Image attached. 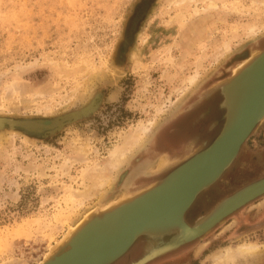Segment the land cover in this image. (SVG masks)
Masks as SVG:
<instances>
[{
    "label": "rangeland",
    "instance_id": "rangeland-1",
    "mask_svg": "<svg viewBox=\"0 0 264 264\" xmlns=\"http://www.w3.org/2000/svg\"><path fill=\"white\" fill-rule=\"evenodd\" d=\"M263 47L264 0L217 9L207 0H0V117L28 118L42 132L52 117L95 104L50 134L0 128V264H39L95 207L147 187L208 144L223 124L217 85ZM148 120V137L112 167L109 150ZM81 145L88 154L80 160ZM93 164L109 183L77 203L69 190ZM263 176L264 119L185 220ZM242 241L264 245V193L145 264H205L210 252ZM145 242L138 237L111 264H131ZM254 264H264V252Z\"/></svg>",
    "mask_w": 264,
    "mask_h": 264
},
{
    "label": "water",
    "instance_id": "water-1",
    "mask_svg": "<svg viewBox=\"0 0 264 264\" xmlns=\"http://www.w3.org/2000/svg\"><path fill=\"white\" fill-rule=\"evenodd\" d=\"M263 63L264 47L260 50H257L256 52L251 53L244 63H242L236 70L233 71L230 77L217 85L216 88H219L222 95L221 107L223 109V124L220 128V131L208 144H206L203 148L193 152L189 157L171 169L161 179H158L147 187L133 193H124V195L118 198L119 201L111 204L112 206L110 207H100L103 205L95 207L88 214H86L77 225L74 226V228L71 230L72 232L70 236L64 237L58 244H56L58 245L56 251L49 257L43 258L39 264H51L59 257L66 254L75 256L79 250L76 249V247H73L74 238L82 229L87 228L91 223L97 225L99 229L105 228L106 230L111 228L114 230V227L122 226L125 224L132 207L142 200L151 198L157 190L165 193V195L170 199L177 197V183L180 175L185 171L184 169L190 167H194V169H196L197 167L204 165H194L197 161L203 160L204 157L208 158V162L210 163H214L216 161L215 159L218 158L219 159L217 161H220L217 164L215 170H213V172H211L210 175L197 186V190L187 197L180 209L173 212H168L165 209H159L154 213L152 212L151 208L147 209L146 207V211L148 210L147 217L153 218L147 229L137 232V234L127 241V243L119 250L108 254L103 259L95 260L94 258H76L77 260L72 259L74 260V264H111L116 259L121 257L139 236L143 235L146 237L148 236V232H152L155 230V228L158 229L157 227H160L161 229H159V231L162 232L158 233L157 231L156 236L162 239L166 238L167 236H171L173 230L178 227H183L182 224L186 226V228L183 227L185 231L184 235L177 242L172 244L169 243L167 246L160 247L156 250V252L153 254L151 253V255L147 257H144L146 251L143 249V254L138 259V261L141 260L139 261V264H145L157 257H161L169 252L179 249L184 244L200 238L216 223L220 222L223 217L236 212L243 205L263 194L264 176L245 184L232 193L226 195V197L223 196L228 201L225 206L228 207V209L223 214H219L218 212L211 214L203 222L197 225H188L185 221L184 216L186 210H188L195 198L202 191L206 190L214 182H216L217 179H219L221 174L230 166L232 161L237 156L241 145L249 133L258 123L264 119V101L261 106L256 109L262 94H264V88H262L264 85L263 81L261 82L256 76ZM238 84L242 85L240 89L228 97L225 94V89L229 86H235ZM260 89L262 90L260 91ZM229 107L234 108L230 114L228 113ZM94 108L95 104L91 102L78 111L67 112L52 117L61 119V123L52 129H46L45 131L39 133L26 130L22 128L20 124H17V121L24 117H0V128L6 127L9 129H21L23 132L31 135L50 134L57 129H60L65 123L73 121L81 114L89 113ZM254 111L256 113L255 116L253 115ZM241 128L243 129L239 134L240 138H238L237 142H235L233 145L231 152L220 159V156L222 155L219 156V154L223 151V146L226 145V141H230L231 134L234 139V137L237 136L238 130ZM203 168L200 167V174L204 172V170L202 171ZM238 199H242V201L238 204H235V201ZM160 204L162 205V202Z\"/></svg>",
    "mask_w": 264,
    "mask_h": 264
},
{
    "label": "bare ground",
    "instance_id": "bare-ground-1",
    "mask_svg": "<svg viewBox=\"0 0 264 264\" xmlns=\"http://www.w3.org/2000/svg\"><path fill=\"white\" fill-rule=\"evenodd\" d=\"M207 2L208 5L214 9H217L219 7V3L224 4V0H207ZM193 26L195 29L196 26L195 25ZM254 28H255L254 26H250V29H248L250 30L249 32L255 34ZM225 47L226 50H228V45H225ZM253 52H255V50ZM247 58H244L243 62ZM256 76L261 82L263 81L264 84V63L261 65ZM197 78H199L198 71H195L193 75L188 77L187 81L190 85H194ZM241 86H242L241 84L235 86L234 85L229 86L225 89V94L229 97L234 92H237ZM262 88H264V85ZM261 90L262 89H260V91ZM263 101H264V94H262L256 109L261 106ZM233 109L234 108L229 107L228 113L230 114L233 111ZM255 114L256 113L254 111L253 115L255 116ZM54 120L55 123L53 124V128L61 123V119L59 118H54ZM28 121H29L28 118H21L20 120L17 121V124H20L22 128L29 130L31 132L41 131L39 129L40 126H38L37 129H31L29 125L31 124L36 125L35 124L36 122L30 123V121L29 122ZM147 122H148L147 124L143 122H138L136 125L134 124L135 126L133 125L134 127L132 126L130 131L128 129L129 132L125 131L126 133L123 134L120 142L113 145V147L109 150L108 152L109 158L107 162L112 167L117 168L126 159L128 154L131 153L141 142H143V140L146 137H148L147 135L150 133L153 125L155 124V121L148 120ZM242 129L243 128L238 130L237 136L234 137V139L231 134L230 141L229 140L226 141V145L223 146V151L219 154V156L222 155L220 156V159L223 158L229 152H231L233 145L235 144V142H237L238 138H240L239 134L240 132H242L241 131ZM76 148L80 160L86 159V155L88 154V149L83 146L82 147L76 146ZM218 159H215L216 161L214 163L208 162V158L206 157H204L203 160L197 161L194 165L204 164L200 166L201 168L204 167L202 169V171L204 170V172H202L201 174L199 173L201 172L200 167H197L196 169H194V167L184 169L185 171L180 175L178 179L177 197L170 199L165 195V193H163L160 190H157L151 198L147 200H142L132 207V210L129 216L127 217L125 224H123L122 226L114 227V230L112 228L111 229L107 228L108 230H106L105 228L99 229L97 225L91 223L90 226L82 229L78 233V235L74 238L73 247H76V249H78L79 252L76 253L75 256L73 255L71 256V254L63 255L58 259H56V261H54L51 264H74V260H77L76 258L78 259L94 258L95 260L103 259L108 254L116 250H119L122 246H124L127 243V241H129L133 236H135L137 232L147 229V227L150 225L151 220L153 218L147 217L148 210L146 211V207L147 209L151 208L152 212L154 213L157 212V210L159 209L160 210L165 209L168 212H173L175 210L180 209L184 201L187 199V197L191 195L195 190H197V186L201 182H203V180L207 178L210 175V173L213 172V170H215L217 164L220 161V160L217 161ZM88 163L89 162H87V166ZM92 166L93 167H86L85 165V168L83 167V169L80 171L82 178L81 188H77V189L71 188L69 190L70 196L73 197V199L75 200L78 199L77 203H80L81 200H83L84 198L87 199L99 194L101 195L104 192V186L109 181L110 176L103 174V170L100 169L101 167H98V165L96 164H93ZM70 196L68 193V197ZM118 201L119 199L111 200L106 205L100 207H110L112 206L111 204L116 203ZM241 201L242 199L240 200L238 199L237 201H235V204H238ZM161 202L162 205L160 204ZM227 203L228 201L223 197L216 201L214 206H212V209L208 210L205 214L198 215L196 218H194V222L192 224L188 223L186 220L185 221L188 225H197L203 222L211 214H214L216 212H218L219 214H223L228 209V207H225ZM182 226L186 228L185 225L182 224ZM183 227L176 228L175 230H173L171 236H167V238H162V239L156 236L157 231L158 233L162 232L159 231V229H161L160 227H157L158 229L155 228V230H153L152 232H148V236L146 237L141 235L146 239V242L143 246V249H145L146 251L144 257L150 256L151 253L153 254L160 247L167 246V244L169 243L172 244L177 242L185 233ZM73 228L74 227L72 228L70 227V229L68 230L69 232H67L68 234L66 233L67 235H64V237L70 236L72 232L71 230ZM262 246L264 245L262 244ZM262 246L260 245V243H257L256 241H242L234 244L230 243L210 252L208 255L209 262L205 264H254L259 261L260 256L264 252V247ZM57 247L58 245H54L53 247H51L49 253H47L45 257H49L51 254H53L56 251ZM138 259L131 262V264H139V261L141 260L138 261Z\"/></svg>",
    "mask_w": 264,
    "mask_h": 264
},
{
    "label": "flooded vegetation",
    "instance_id": "flooded-vegetation-1",
    "mask_svg": "<svg viewBox=\"0 0 264 264\" xmlns=\"http://www.w3.org/2000/svg\"><path fill=\"white\" fill-rule=\"evenodd\" d=\"M195 199H196V198H195ZM194 201H196V200H194ZM194 201H193V202H194ZM196 203H197V202H196ZM192 204H193V203H192ZM192 204H191V205H192ZM213 204H214V203H213ZM213 204H212V205H213ZM212 205H211V206H212ZM211 206H210V207H211ZM190 207H191V206H190ZM190 207H189V209H190ZM189 209H188V210H189ZM188 210H187V211H188ZM205 211H206V210H205ZM205 211H202V212L198 213L197 215H200V214L204 213ZM197 215H196V216H197ZM194 217H195V216H194ZM194 217H193V218H194Z\"/></svg>",
    "mask_w": 264,
    "mask_h": 264
},
{
    "label": "crops",
    "instance_id": "crops-1",
    "mask_svg": "<svg viewBox=\"0 0 264 264\" xmlns=\"http://www.w3.org/2000/svg\"><path fill=\"white\" fill-rule=\"evenodd\" d=\"M193 203V202H192ZM194 221V220H193Z\"/></svg>",
    "mask_w": 264,
    "mask_h": 264
}]
</instances>
